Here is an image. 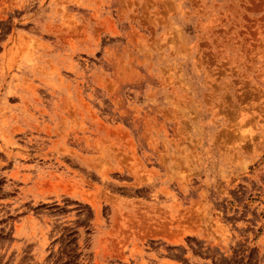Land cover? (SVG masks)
<instances>
[{
    "label": "rangeland",
    "instance_id": "374dc122",
    "mask_svg": "<svg viewBox=\"0 0 264 264\" xmlns=\"http://www.w3.org/2000/svg\"><path fill=\"white\" fill-rule=\"evenodd\" d=\"M0 264H264V0H0Z\"/></svg>",
    "mask_w": 264,
    "mask_h": 264
}]
</instances>
